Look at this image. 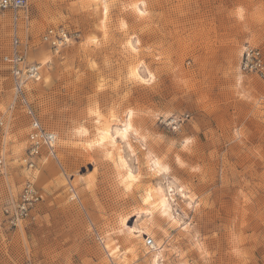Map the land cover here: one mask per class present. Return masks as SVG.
Wrapping results in <instances>:
<instances>
[{"label": "rangeland", "instance_id": "obj_1", "mask_svg": "<svg viewBox=\"0 0 264 264\" xmlns=\"http://www.w3.org/2000/svg\"><path fill=\"white\" fill-rule=\"evenodd\" d=\"M133 3L146 15L133 13ZM49 27L78 37L53 53L40 40ZM13 28L12 17L1 15L0 264H152L147 238L159 244L158 264H264V78L238 67L246 45L264 56V0H30L17 31L41 79L26 85V97L57 135V161H37L42 200L30 221L7 228L2 207L30 173L28 119L2 61ZM130 40L140 41L137 52ZM134 68L154 79L131 78ZM128 110L134 131L127 141L107 152L85 148L96 113L118 124ZM178 118L173 130L168 122ZM81 128L86 135L78 138ZM145 145L169 173L148 170ZM121 164L140 177L131 190L116 176ZM158 186L172 187L171 217L152 209L137 218L146 191ZM137 226L143 239L126 234ZM106 242L118 245V259Z\"/></svg>", "mask_w": 264, "mask_h": 264}, {"label": "built area", "instance_id": "obj_2", "mask_svg": "<svg viewBox=\"0 0 264 264\" xmlns=\"http://www.w3.org/2000/svg\"><path fill=\"white\" fill-rule=\"evenodd\" d=\"M29 3L30 0H0V16L10 15L14 24L10 52L3 56L2 61L10 68L17 105L28 119L27 147L23 162L30 172L15 201L2 207L1 215L7 228H17L30 221L35 208L42 200L33 181L37 161L42 156L57 161V135L42 126L38 114L26 97V85L39 82L41 79V66L26 61L17 31L19 14L27 12ZM77 37V33H70L65 27H49L43 32L40 40L49 47L50 51L58 53ZM238 67L240 72L244 74H255L264 78V56L262 51L257 47L246 45L241 52ZM179 120V118L172 119L168 122L173 130L179 128ZM2 127L3 121H0V129ZM4 173L5 161L0 156V176H3ZM143 245L145 248L152 250L154 242L151 238H147L144 240ZM23 264L32 263L26 260Z\"/></svg>", "mask_w": 264, "mask_h": 264}, {"label": "bare ground", "instance_id": "obj_3", "mask_svg": "<svg viewBox=\"0 0 264 264\" xmlns=\"http://www.w3.org/2000/svg\"><path fill=\"white\" fill-rule=\"evenodd\" d=\"M130 9L132 10L133 13L140 16V11H142V9H141L139 3L130 4ZM100 14H101V16H103L105 14V7L101 8ZM129 49L131 50V48H129ZM133 73L138 74V71L136 68H134L131 72H129V75H131V78L133 77L135 79V76L133 75ZM129 113H131V111H129V110L124 112L123 115H125V116L123 117V119H121V121L118 124H112L113 121L111 119H106L102 115H100L99 113H96L92 119V122H93V124H92L93 139L85 142V148L90 150V149L96 147V148H101L102 150L104 149V151L107 152L108 148H111L112 146H114L117 139L119 140V142L126 141V140L122 139L120 136H117L116 132H117V130H122L124 128L125 124H127L129 122ZM131 117H132V114H131ZM104 133H107V135L104 136L103 135ZM130 133H132V132H130ZM130 133H129V135H130ZM74 135L78 138H82L84 135H86V130L82 129V128L78 129L74 133ZM102 137L105 140V143L103 146H101L97 143V141ZM128 171H129V168L125 167L124 164H121L120 171L117 172V174H116V176L119 179V183L124 185V189H126L127 183H131V181L127 180ZM169 188H172V187H168V189ZM149 191H151V196H152L153 200H150L148 205H145L143 202V208H141L140 210L138 209V211H137V215H138L137 218H139V217L146 218L152 209H157L159 211V213L162 215V210H163L162 206H158L156 208L151 207V204L153 203V201H156L158 203L160 200L166 199L168 207H169V211H170V207H171L170 197H172V196L168 195V192H166V190L164 188L158 186V187H154L152 189H148L145 193L144 200L148 198ZM166 217L169 218L171 216L168 213V215ZM172 221H174L173 218H172ZM118 222H119L118 225H120L121 227H124L126 220H125V218H121ZM120 228L118 230L119 232L122 231ZM143 233H145V230L142 229L140 226H137L133 229L127 228V231H126V234L129 235L130 237H134L137 235V237H139L141 239H143L142 238ZM145 234L147 236V233H145ZM106 241H107V239H106ZM106 243L107 244L105 245V249L108 252V254H110V256L113 257L114 259H118V257H119L117 254L118 248H119L118 245H116L114 243L113 246L112 245L110 246V245H108V242H106ZM150 251L152 254L151 263L152 264H158V260L161 258V253H160L161 251H160L158 242L155 241V243L152 247V250H150Z\"/></svg>", "mask_w": 264, "mask_h": 264}, {"label": "snow or ice", "instance_id": "obj_4", "mask_svg": "<svg viewBox=\"0 0 264 264\" xmlns=\"http://www.w3.org/2000/svg\"><path fill=\"white\" fill-rule=\"evenodd\" d=\"M107 7H105V15H107ZM146 15V12L144 11H140V16L143 17ZM122 27H127V25L122 24ZM140 43L139 40H130L128 42V47L131 48L132 52H137L138 49L136 47V45H138ZM133 75L135 76V79L139 80L141 83L144 84H149L151 83V81L154 79V77L152 76L151 72H148L146 76H142L140 74L137 73H133ZM160 119V117H158V120ZM133 126L131 124V113H129V122L127 124H125L124 128L122 130H117L116 135L120 136L122 139L124 140H128L129 139V133L133 132ZM137 136L140 135L139 132L135 133ZM104 136L107 135V133L103 134ZM97 143L101 146L104 145L105 140L104 138H100ZM185 143L187 144L188 141H185ZM91 146V145H90ZM145 149L148 150L147 145H145ZM129 150L131 151V147L129 148ZM133 156H136L137 154L135 152L132 153ZM146 159L148 160V170L152 173H154L155 175H161V174H167L170 172V169L167 165V163L164 161L163 158H161L158 155H153L152 152L150 150H148V155L146 157ZM139 161H137L138 163ZM121 163H124V161L122 160ZM176 163L179 164L181 167H183L182 162L179 160V158H177ZM125 167H128L127 164H125ZM140 177L138 174H134V169H129L128 171V176H127V180L131 181V183H127L126 184V189L127 190H131L133 188V184L136 183L137 181H139ZM171 179V178H169ZM168 192H171L172 189L169 188L167 190ZM181 193L183 194V189H180ZM153 200L152 196H151V191H149L148 193V198L144 200V204L148 205L149 201ZM158 206H162V215L167 216L169 213V207L167 204L166 199L164 200H160L158 203L156 201H153V203L151 204L152 208H156ZM191 207V205H189ZM129 251H132V249L130 248Z\"/></svg>", "mask_w": 264, "mask_h": 264}]
</instances>
